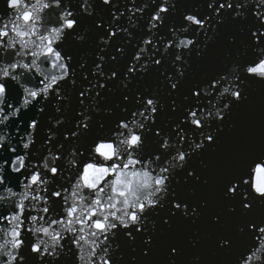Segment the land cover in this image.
<instances>
[{"label": "snow or ice", "instance_id": "obj_1", "mask_svg": "<svg viewBox=\"0 0 264 264\" xmlns=\"http://www.w3.org/2000/svg\"><path fill=\"white\" fill-rule=\"evenodd\" d=\"M0 264H264V0H0Z\"/></svg>", "mask_w": 264, "mask_h": 264}]
</instances>
